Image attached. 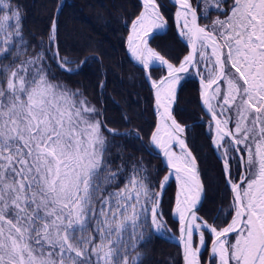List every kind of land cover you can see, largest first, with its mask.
<instances>
[{
  "label": "snow or ice",
  "instance_id": "obj_1",
  "mask_svg": "<svg viewBox=\"0 0 264 264\" xmlns=\"http://www.w3.org/2000/svg\"><path fill=\"white\" fill-rule=\"evenodd\" d=\"M174 6L189 48L178 67L148 46L150 33L167 26L158 0H143L127 38L148 79L153 62L167 68V76L151 82L158 121L150 143L170 173L154 191L146 169L133 165L124 186L110 190L124 170L110 167V137L131 133L109 128L83 92L55 78L53 67L75 71L60 55L58 17L48 46L33 45L39 51L25 59L19 6L0 0V264H142L139 247L164 228L160 197L171 175L183 264H202L206 233L209 264H264V0ZM212 11L217 18L202 24ZM192 69L212 145L223 149L233 213L223 227L197 215L203 191L197 161L186 126L171 111L179 74Z\"/></svg>",
  "mask_w": 264,
  "mask_h": 264
},
{
  "label": "trees",
  "instance_id": "obj_2",
  "mask_svg": "<svg viewBox=\"0 0 264 264\" xmlns=\"http://www.w3.org/2000/svg\"><path fill=\"white\" fill-rule=\"evenodd\" d=\"M158 2L162 5L168 29L163 34L154 35L149 45L177 65L187 53V46L175 31L174 7L168 0ZM13 3L19 6L23 34L29 42L27 55L23 58L39 51L33 45L41 41L45 48L48 46L49 29L53 17L57 16L60 55L73 62L70 67L75 71L70 74L53 67L55 78L83 92L103 112L109 128L131 133L110 137L107 157L110 167L113 171L120 166L124 169L118 183L110 190L123 186L124 178L130 174L133 165H137L146 169L153 190L158 191L167 169L149 144L155 126L153 103L143 70L132 63L125 51L129 24L141 9L139 0H13ZM203 7L201 3V9ZM216 18L217 13L212 11L208 20L200 22L210 23ZM163 73L165 69L159 64L150 67L152 78ZM173 114L178 122L186 125L188 146L201 171L205 197L198 216L223 227L232 216L231 192L225 183L223 162L211 145L209 117L202 109L200 88L194 75L190 74L180 84ZM236 171L234 167L233 173ZM175 191L176 182L170 179L163 190L159 208L165 220L161 233L166 236L177 232L178 222L172 214ZM214 217L218 219L213 221ZM206 240L207 247H202L201 251L202 264L206 259L209 235ZM138 250L143 253L142 264H182L178 246L153 231Z\"/></svg>",
  "mask_w": 264,
  "mask_h": 264
},
{
  "label": "water",
  "instance_id": "obj_3",
  "mask_svg": "<svg viewBox=\"0 0 264 264\" xmlns=\"http://www.w3.org/2000/svg\"><path fill=\"white\" fill-rule=\"evenodd\" d=\"M139 2H140V5H141V9H140V11L142 10V6H143V0H139ZM168 2L174 7V9H175V12H176V9H177V6H174V0H168ZM140 11H139V13H140ZM175 12H174V22H175ZM138 13V14H139ZM136 17H134L133 18V20L135 19ZM132 20V21H133ZM132 21L130 22V24H129V27H128V34H127V37H126V40H125V51H126V53L128 54V57L130 58V60L132 61V63L134 64V65H136V66H138L139 68H141L142 70H143V72H144V75H145V79H146V82H147V85H148V89H149V94H150V97H151V100H152V103H153V111H154V115H155V126H154V129H153V131L155 130V128H156V125H157V121H158V117H157V114H156V110H155V93H154V90L152 89V87H151V82H152V80H156V81H159L162 77H165V76H167V69H166V67H165V69H166V71H165V73L163 74V75H161V76H159L158 78H152V76H151V79H148L147 78V75H146V73H145V71H144V69H143V66L137 61V60H135L133 57H132V55L130 54V51L128 50V35H129V33H130V31H131V24H132ZM175 25H176V23H175ZM167 28H168V22H167V26L164 28V29H162V30H160V29H157V30H153V32H151L150 33V35H149V40H150V38L152 37V36H154V35H157V34H162V33H164L166 30H167ZM176 28H177V26H176ZM177 34H178V29H177ZM178 36H179V34H178ZM180 37V36H179ZM181 38V37H180ZM182 39V41L186 44V46H187V42H186V40H184L183 38H181ZM148 43H149V41H148ZM188 53H189V48H188V46H187V53L183 56V58L186 56V55H188ZM162 56V55H161ZM183 58L179 61V63L177 64V65H175V64H173L174 66H179V64H180V62L183 60ZM167 60V59H166ZM168 61V60H167ZM170 62V61H169ZM171 63V62H170ZM151 67V66H150ZM192 71H194V69H192ZM149 72H150V69H149ZM189 74H190V72H188V73H180L179 74V76H180V79H179V82L176 84V96H175V99H174V101H173V103H172V107H171V111H172V115H173V117H174V119L178 122V120L175 118V116H174V114H173V109H174V106H175V104H176V101H177V92H178V89H179V86H180V84L189 76ZM151 75V74H150ZM198 79H199V77H198ZM201 106H202V101H201ZM202 109H203V106H202ZM204 111V110H203ZM205 112V111H204ZM205 114H206V112H205ZM207 115V114H206ZM209 117V116H208ZM179 124H181L180 122H178ZM182 126H186V125H184V124H181ZM153 131H152V133H153ZM152 133H151V135H152ZM151 135H150V137H149V144H150V146L152 147V149L155 151V154H157L159 157H160V159H161V162H162V165H163V167H165L166 169H167V174L170 172V170L168 169V167H167V164H166V160H165V158H164V156H163V154L160 152V150L159 149H157L154 145H151V143H150V138H151ZM185 136H186V138H187V133H185ZM187 144H188V142H187ZM213 146V145H212ZM189 147V146H188ZM214 147V146H213ZM179 149V148H178ZM189 149H190V147H189ZM191 150V149H190ZM192 151V150H191ZM214 151H215V153H216V155L218 156V158H219V156H220V154H219V152H217L216 151V149L214 148ZM193 155H194V153H193ZM195 156V155H194ZM196 161H197V159H196ZM197 167H198V170H199V176H200V181H201V184H202V186H203V191H202V193H201V200H200V203L198 204V209H200V207H201V205H202V203H203V201H204V197H205V189H204V185H203V182H202V177H201V171H200V167H199V164H198V161H197ZM166 174V175H167ZM158 191H161L160 190V188L158 189ZM162 196H163V191H162V195H161V197H160V201L162 200ZM161 204V203H160ZM199 211V210H198ZM197 215H198V212H197ZM176 220H177V222H178V219L176 218ZM153 231V233L154 234H156L157 236H159L160 238H162V239H164V240H166V241H168V242H170V243H173V244H175L176 246H178V248H179V251H180V256H181V263L183 264V256H182V245H180V243H179V222H178V225H177V232L176 233H170V235L169 236H166V235H163L161 232H156L155 230H152ZM210 248H211V242H210V244L208 245V251H207V256H206V259H205V263L204 264H209V258H210Z\"/></svg>",
  "mask_w": 264,
  "mask_h": 264
},
{
  "label": "rangeland",
  "instance_id": "obj_4",
  "mask_svg": "<svg viewBox=\"0 0 264 264\" xmlns=\"http://www.w3.org/2000/svg\"><path fill=\"white\" fill-rule=\"evenodd\" d=\"M136 17V16H135ZM168 29V28H167ZM175 31H176V33H177V28H176V25H175ZM166 32V31H165ZM163 34V33H162ZM178 35V34H177ZM127 37V36H126ZM153 37V36H152ZM151 37V38H152ZM179 37V36H178ZM150 38V39H151ZM179 39L182 41V39L179 37ZM150 41V40H149ZM183 42V41H182ZM184 43V42H183ZM185 44V43H184ZM148 46L150 47V45H149V43H148ZM151 48V47H150ZM153 49V48H152ZM130 54H131V52H130ZM156 64H159V65H161L160 63H159V61H155V62H153L150 66H152V65H156ZM162 67H164L163 65H161ZM166 67V66H165ZM165 67H164V69H165ZM167 69V68H166ZM166 69H165V71H166ZM164 74V73H163ZM162 74V75H163ZM190 74H192V75H194L195 76V69H194V71H191L190 72ZM189 74V75H190ZM161 76V75H160ZM158 78V77H157ZM199 84V83H198ZM200 86V85H199ZM201 91V90H200ZM208 124H209V121H208ZM211 145H212V138H211ZM174 151H177V152H179V149L178 148H175L174 149ZM220 151H223V149H221ZM170 173V172H169ZM169 173L167 174V175H169ZM166 175V174H165ZM170 179H173V180H175V176L174 175H171L170 176ZM169 179V180H170ZM163 180V179H162ZM176 182V181H175ZM167 184V183H166ZM124 186V185H123ZM123 186H121V187H123ZM120 187V188H121ZM175 193H176V191H175ZM174 205H175V195H174V201H173V205H172V214H173V216L175 217V218H177L178 219V217L176 216V215H174V213H173V209H174ZM159 212H160V210H159ZM161 213V212H160ZM233 214V213H232ZM231 218H232V216H231ZM231 220V219H230ZM230 220H229V222H230ZM163 224L165 225V220H164V218H163ZM226 226V225H225ZM162 231V230H161ZM160 231V232H161ZM207 235H209L210 236V234H207L206 233V236ZM235 237H233V239H234ZM197 241H198V237H197ZM210 242H211V238H210ZM210 242H209V244H210ZM201 251H202V249H201ZM208 251V250H207ZM206 256H207V254H206Z\"/></svg>",
  "mask_w": 264,
  "mask_h": 264
},
{
  "label": "bare ground",
  "instance_id": "obj_5",
  "mask_svg": "<svg viewBox=\"0 0 264 264\" xmlns=\"http://www.w3.org/2000/svg\"><path fill=\"white\" fill-rule=\"evenodd\" d=\"M195 78L197 79L199 85H200V77L198 79V76L195 75ZM200 90H201V86H199ZM201 98V97H200ZM152 148V147H151ZM153 153L155 154V151L152 149ZM157 155V154H156Z\"/></svg>",
  "mask_w": 264,
  "mask_h": 264
}]
</instances>
